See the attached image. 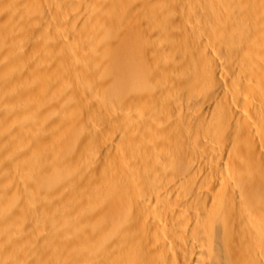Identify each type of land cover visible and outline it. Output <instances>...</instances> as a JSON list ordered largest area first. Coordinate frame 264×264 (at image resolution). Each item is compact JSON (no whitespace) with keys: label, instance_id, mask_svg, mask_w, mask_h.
<instances>
[{"label":"bare ground","instance_id":"1","mask_svg":"<svg viewBox=\"0 0 264 264\" xmlns=\"http://www.w3.org/2000/svg\"><path fill=\"white\" fill-rule=\"evenodd\" d=\"M0 264H264V0H0Z\"/></svg>","mask_w":264,"mask_h":264},{"label":"rangeland","instance_id":"2","mask_svg":"<svg viewBox=\"0 0 264 264\" xmlns=\"http://www.w3.org/2000/svg\"><path fill=\"white\" fill-rule=\"evenodd\" d=\"M49 22H50L51 24L53 23V21H51V18L49 19ZM45 44H46V43H45ZM73 48H74V45L71 46V47H68V50H69L70 52H72V51H73ZM77 93H78V92H77ZM61 176H62L63 178H65V179L68 178V177H67V178L65 177V176H67V175H60L59 177H61ZM62 177L59 178V179H57V177H55V178H53L54 180H48V181H49V183H51L50 185H56V184H52V183L55 182V180L57 179L56 181L58 182V185H61V184H60L61 182H63V181L65 182V179L62 181V179H63ZM48 181H47V182H48ZM60 181H61V182H60ZM57 182H56V183H57ZM64 182H63V183H64ZM49 183H48V184H49ZM48 184H47V186H49V188H50V185H48ZM62 185H63V184H62ZM45 187H46V186H45ZM51 187H52V186H51ZM43 189H44V187H42V190H43ZM45 190H48V189L45 188L44 191H45Z\"/></svg>","mask_w":264,"mask_h":264}]
</instances>
